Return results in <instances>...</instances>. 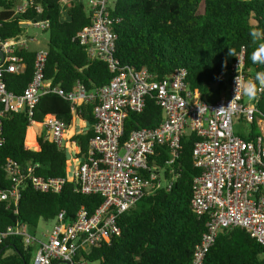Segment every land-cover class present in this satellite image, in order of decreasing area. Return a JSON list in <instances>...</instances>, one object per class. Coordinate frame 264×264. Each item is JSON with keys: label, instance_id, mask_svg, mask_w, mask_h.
Segmentation results:
<instances>
[{"label": "built area", "instance_id": "1", "mask_svg": "<svg viewBox=\"0 0 264 264\" xmlns=\"http://www.w3.org/2000/svg\"><path fill=\"white\" fill-rule=\"evenodd\" d=\"M61 9L68 5L62 2ZM29 0H21L15 15L26 12ZM111 0H88L90 24L76 39L85 47L92 60L99 59L116 73V35L112 29L109 8ZM41 13V9H38ZM24 31L9 39L0 38V148L5 144L4 123L15 114H25L29 129L39 128L35 144L24 148L39 149V140L55 144L77 161L67 177L38 175L40 165L8 161L3 170L10 187L0 191V201L17 207L23 187L32 186L41 193L58 194L68 182H75L82 195L100 196L102 204L92 214L82 207L71 223L61 212L49 233L41 238L27 231V225L16 223L0 231V245L11 237L21 238L26 247H34L31 264H93L84 253L112 238L120 236L119 218L131 211L144 197L160 190L170 191L178 175L174 164L180 157L181 140L188 132L199 141L193 149V163L200 174L193 182L192 211L206 220V230L195 247L189 264H204L219 234L236 228L246 231L264 246V114L258 117L257 101L245 102L242 90L236 93V77L242 84L246 76V49L236 55L229 75L224 78L227 88L213 102L203 100L198 91L186 84L187 72L176 69L170 76L156 80L147 69L122 68L105 86L88 92L81 83L66 91L45 79L48 50L38 48L34 56L31 82L22 94L8 90L7 75L26 71L25 53L38 41L30 30L45 31L49 22L35 20L21 25ZM2 55V57H1ZM239 65V67H238ZM55 94L68 101L74 119H80L83 105L93 104V136L85 156L73 137L69 125L56 116L34 120L41 99ZM235 98V99H234ZM233 101L231 109L227 108ZM149 100L155 101L163 112V121L154 129H138L123 140L125 121L129 113H142ZM249 126L256 122L259 135L245 140L234 130V118ZM168 149L164 165L158 162L160 148Z\"/></svg>", "mask_w": 264, "mask_h": 264}, {"label": "trees", "instance_id": "2", "mask_svg": "<svg viewBox=\"0 0 264 264\" xmlns=\"http://www.w3.org/2000/svg\"><path fill=\"white\" fill-rule=\"evenodd\" d=\"M64 0H29L26 12L15 15L20 0H0V38L20 35L22 24L35 20L47 21L46 49L48 60L45 79L66 91L81 83L88 92L106 84L125 67L147 69L156 80L170 76L176 69L186 70V84L198 91L206 101H216L227 88V81L235 56L246 49L247 79L264 66L253 64L250 56L255 48L249 36L251 28L264 29V0H111L109 12L116 35L114 57L119 61L118 71L112 73L102 60H92L85 47L76 39L78 33L90 24V15L79 0H66L67 17H61ZM38 9H41L39 13ZM42 32V31H40ZM35 48L25 53L27 69L19 75H7L8 90L22 94L31 82L34 72ZM226 62V66H225ZM94 105H83L79 118L94 123ZM257 116L264 114V96L258 103ZM72 125L71 105L62 97L50 94L43 97L35 110L34 120L46 116ZM163 121V112L149 100L142 113H129L125 121L122 141L138 129H154ZM28 118L15 114L4 123L6 142L0 148V191L10 187L3 166L8 161L40 165L38 175L67 177L68 155L55 144L39 140L36 152L24 148ZM245 140L259 135L256 122L249 125ZM93 133L77 134L73 141L85 156ZM199 138L191 132L181 140L180 157L174 164L178 178L170 191L160 190L142 198L129 212L119 218L120 236L112 238L99 248L84 253L93 264H189L195 247L206 230V220L192 211L193 182L200 171L193 163V149ZM158 162L164 165L169 158L166 147L159 149ZM100 196L82 195L75 182H68L63 191L41 193L26 185L17 207L0 201V231L16 223L37 228L40 222H55L65 211L67 223L75 220L80 208L90 214L102 204ZM34 247L23 245L21 238L11 237L0 245V264H31ZM204 264H264V246L246 231L236 228L222 231L209 251Z\"/></svg>", "mask_w": 264, "mask_h": 264}, {"label": "rangeland", "instance_id": "3", "mask_svg": "<svg viewBox=\"0 0 264 264\" xmlns=\"http://www.w3.org/2000/svg\"><path fill=\"white\" fill-rule=\"evenodd\" d=\"M21 1V0H20ZM82 1L83 4L86 6L87 10H88V0H79ZM31 34H34V36L37 39V43L32 46V48L38 49V48H46V44L48 42V35L44 34L43 31H37V30H30ZM245 102H249V100L247 98H245ZM88 124H86L85 122L81 121L80 119H74L72 125L69 127L68 130V136L69 138L74 137L75 135L79 134L82 131H85L88 129ZM82 130V131H81ZM234 130L236 132V134H246L249 130V127L242 121L241 118L239 117H235L234 118ZM39 128L34 127L32 129H29L27 131L26 134V138H25V142L28 145H33L36 142V136L39 133ZM31 151L36 152L37 149L36 148H31ZM69 159V163H68V174H71V171L74 170L75 165H77V161L73 160L71 158V156H68ZM55 222H40V224L37 226V228H32L27 226V231L32 234V235H36L39 238L42 237L43 234L49 233L52 228L54 227Z\"/></svg>", "mask_w": 264, "mask_h": 264}, {"label": "clouds", "instance_id": "4", "mask_svg": "<svg viewBox=\"0 0 264 264\" xmlns=\"http://www.w3.org/2000/svg\"><path fill=\"white\" fill-rule=\"evenodd\" d=\"M252 44L255 45L250 59L253 64L264 66V29L259 27L251 28L249 31ZM229 56L236 57L235 49L229 48ZM226 66V62H225ZM239 67V65H238ZM236 93L242 90V95L249 101H257L259 94L264 92V70L255 72V75L244 81L242 84L239 81V75L236 77ZM235 99V98H234ZM230 102L227 108H221L219 111H225L232 108L233 101Z\"/></svg>", "mask_w": 264, "mask_h": 264}, {"label": "crops", "instance_id": "5", "mask_svg": "<svg viewBox=\"0 0 264 264\" xmlns=\"http://www.w3.org/2000/svg\"><path fill=\"white\" fill-rule=\"evenodd\" d=\"M61 17L64 18V19L67 17V6L66 7L64 6V9H62V11H61ZM249 133H250V130H248V132L245 135H248Z\"/></svg>", "mask_w": 264, "mask_h": 264}, {"label": "water", "instance_id": "6", "mask_svg": "<svg viewBox=\"0 0 264 264\" xmlns=\"http://www.w3.org/2000/svg\"><path fill=\"white\" fill-rule=\"evenodd\" d=\"M1 57H2V55H1Z\"/></svg>", "mask_w": 264, "mask_h": 264}]
</instances>
